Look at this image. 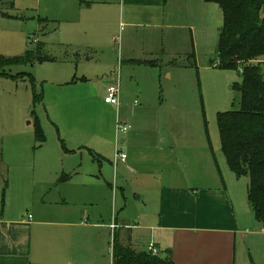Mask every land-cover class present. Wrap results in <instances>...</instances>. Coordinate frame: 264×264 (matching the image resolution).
<instances>
[{"label":"crops","instance_id":"crops-1","mask_svg":"<svg viewBox=\"0 0 264 264\" xmlns=\"http://www.w3.org/2000/svg\"><path fill=\"white\" fill-rule=\"evenodd\" d=\"M197 4L192 1L194 16L190 17V0H78L79 10L83 8L79 19L85 20L81 29L87 31L90 37L87 43L92 45L64 43L63 51L67 61L75 64L80 58L96 57L95 61L104 68L116 70L117 76L126 63L131 70L134 66L160 70L169 63L165 58L175 60L179 51L187 53V66L190 67V54L180 30H190V22L195 16L208 18L210 9ZM260 17H264V5ZM77 19L66 20L76 22ZM118 19H124L132 30L126 35L125 46L115 49L116 39L112 37L115 43L110 48L109 33ZM144 28L149 31L140 34ZM105 38L110 39V45L103 41ZM37 44L41 45L40 53L47 60L55 59L45 51L44 44ZM134 44L136 47L130 46ZM80 46L93 53L86 52L80 57L79 50L83 49ZM109 49L113 56L107 53ZM173 66H179L178 62ZM166 73L172 75L169 70ZM17 74L24 77L22 73ZM69 75L71 78L62 82L69 86L64 96L80 92L76 86L88 80L85 75ZM85 95L84 92L82 101L90 103L91 98ZM131 97H146L139 82L131 86L128 94L119 97L118 106L104 104L112 106L117 115L122 112L123 118L127 119V101ZM78 99L75 97V101ZM51 103H60L58 96ZM33 117L41 124L39 115L33 113ZM50 117L53 119L51 114ZM164 133L155 127H147L141 133L127 132L120 142L114 141L115 152L118 142L120 151L126 153L123 162L114 159L112 163L105 153L100 134H95L99 143L92 145L94 150L83 147L92 161L101 167V173L92 169L88 177L77 180L75 186L80 189L98 187L103 195L112 199L107 222L102 218L93 220L91 211L85 209L70 216L68 212L72 211V205L67 209L59 208L57 200H54L57 207H50L51 202H47L46 197L54 188H51L54 181L40 175L37 180L35 176L30 179L25 176L28 173L26 166L18 171L14 178L16 182L10 186L7 174L0 172V264H114V240L136 253L150 255L148 246L152 243L158 251L152 256L172 264H254L255 256H249V253L255 254L258 246L264 247V227L258 228L260 223L254 217L249 220L236 208L222 176L215 177L211 171L205 174L209 162L195 158L189 138L170 131ZM137 137L140 144L134 146L133 140ZM108 142L111 144V138ZM104 161L114 166L112 174L108 168L104 171ZM133 176L138 177L136 185L141 195L137 203L141 205L132 206L130 214L122 208L114 213L116 187H121ZM61 178L59 181L69 179L68 176ZM56 197L61 201L64 199L60 195ZM62 203L67 205L65 201ZM260 263L264 264V261Z\"/></svg>","mask_w":264,"mask_h":264},{"label":"rangeland","instance_id":"rangeland-1","mask_svg":"<svg viewBox=\"0 0 264 264\" xmlns=\"http://www.w3.org/2000/svg\"><path fill=\"white\" fill-rule=\"evenodd\" d=\"M192 1L205 5L210 12L208 18L204 16V19H198L195 16L190 22V30H180L190 54V67L187 66V53L179 51L175 60L166 57L165 61L169 63L161 66L160 70L142 66H134L135 69L131 70L126 63L117 76L116 70L104 68L95 61L96 57L89 60L80 58L76 64L67 61L69 59L62 44L92 45L87 43L90 41L87 31L81 29L85 20L79 19L83 8L79 10L78 0H0V9L7 14L0 16V55H21L26 50L34 49L37 43H42L45 51L55 58L4 69L9 76L19 77L16 80L9 76L0 77V172L7 174V184L10 186L16 182L14 178L18 171L26 166L28 173L25 176L30 179L35 176L37 180L40 175L54 181L51 188L55 190H49L46 197V201L51 202L50 207H57L54 201L57 200L59 208L67 209L72 205V211L68 212L70 216L85 209L91 211L93 220L102 218L103 222H107L112 199L103 195L98 187L80 189L75 186L77 180L88 177L92 169L101 173V167L92 161L83 147L94 150L92 145L99 143L95 134H100L105 153L113 163L116 153L114 141L120 142L125 137H116L117 123L130 125L128 132L133 133L155 127L165 133L170 131L176 136L189 138L195 158L209 162L205 174L211 171L215 177L222 176L236 208L252 220L254 216L247 198L248 178L237 177L229 170L221 152L217 128L219 113L240 107V94L234 87L240 83L241 77L236 70L220 69L212 63L216 56L219 28L223 23L220 8L215 3L190 0V17L194 16ZM66 19L78 21L67 22ZM125 22L124 19L115 22L109 33L111 45L110 39H103L110 48L115 43L112 37L116 39L115 49L125 46L126 35L132 30ZM140 31L143 34L149 30L144 28ZM84 46H80L83 48L79 50L80 57L86 52L93 53ZM130 46L136 47L135 44ZM107 51L113 56L112 50ZM176 62L179 66H173ZM261 62L264 63V60ZM167 70L172 73L171 76L167 75ZM17 73L24 74V77ZM70 73L85 75L88 80L76 86L80 92L64 96L69 86L62 82L71 78ZM116 82L120 97L128 94L136 82L143 85L146 91V97H131L127 101V119L123 118L122 112L117 115L112 106L104 104L106 87ZM84 92L85 96L91 98L90 103L82 101ZM57 96L60 103H51ZM75 97L80 99L75 101ZM33 113L41 117L45 135V142L39 147L33 136ZM133 144H140L138 137ZM102 167L104 171L108 168L111 174L114 171V166L108 162L104 161ZM5 175L3 178H6ZM62 176L69 179L59 181ZM136 179L138 177L133 176L121 187L118 185L116 190L113 185L116 191L114 213L122 208L130 214L132 206L141 205L137 203L141 193ZM57 195L64 198L62 200L67 203L66 206L57 199ZM125 203L126 208H123ZM259 225L258 228H263ZM252 255L256 259L254 264H261L260 261H264V247L258 246L255 254L250 251L249 256Z\"/></svg>","mask_w":264,"mask_h":264},{"label":"trees","instance_id":"trees-1","mask_svg":"<svg viewBox=\"0 0 264 264\" xmlns=\"http://www.w3.org/2000/svg\"><path fill=\"white\" fill-rule=\"evenodd\" d=\"M203 1L217 4L223 16L212 63L220 69L236 70L241 77L234 87L240 94V107L217 115L221 152L235 176L248 178V204L254 219L264 227V17H260L264 0ZM5 15L0 9V16ZM40 47L37 44L21 55H0V77L9 76L4 69L10 66L47 60ZM33 127L39 147L45 135L36 117ZM113 242L114 264H172Z\"/></svg>","mask_w":264,"mask_h":264},{"label":"built area","instance_id":"built-area-1","mask_svg":"<svg viewBox=\"0 0 264 264\" xmlns=\"http://www.w3.org/2000/svg\"><path fill=\"white\" fill-rule=\"evenodd\" d=\"M119 93H120V88H119L118 82L107 86L106 87V95L104 96V102L107 104L118 106L119 105V97H120ZM129 128H130L129 125L117 123L116 124V136L118 137L119 135L126 134L129 130ZM125 159H126V154L124 152L120 151L118 142H116L115 162L117 160L123 162V161H125ZM111 227L114 228L115 226L112 224ZM148 251L152 255H156L158 252L152 243L149 244Z\"/></svg>","mask_w":264,"mask_h":264},{"label":"water","instance_id":"water-1","mask_svg":"<svg viewBox=\"0 0 264 264\" xmlns=\"http://www.w3.org/2000/svg\"><path fill=\"white\" fill-rule=\"evenodd\" d=\"M64 178V177H63ZM63 178H61L60 180H64Z\"/></svg>","mask_w":264,"mask_h":264}]
</instances>
